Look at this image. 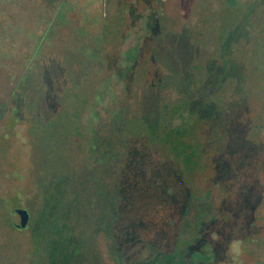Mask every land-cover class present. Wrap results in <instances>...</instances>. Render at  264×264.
<instances>
[{
  "label": "rangeland",
  "instance_id": "374dc122",
  "mask_svg": "<svg viewBox=\"0 0 264 264\" xmlns=\"http://www.w3.org/2000/svg\"><path fill=\"white\" fill-rule=\"evenodd\" d=\"M130 1L71 0L48 29L36 3L0 0V264H115L118 232L126 236L123 263L137 257L131 264H156L143 220L162 192L175 199L170 217L180 216L177 171L195 149L204 177L220 156L232 155L236 166L223 164L220 172L239 173L236 185L237 164L252 154L254 171L241 178L250 184L253 214L264 221V131L241 133L264 123V4L246 14L210 7L197 25L200 38L193 29L199 13L189 9V18L176 20V0L157 7ZM224 90L236 103L248 93L247 115H238L227 139ZM183 105L187 125L180 129L181 114L173 112ZM124 186L135 194L117 206ZM209 193L203 202L215 206L218 187ZM16 210L30 215L25 229L13 225ZM138 233L145 243L131 236ZM239 253L233 247L236 263Z\"/></svg>",
  "mask_w": 264,
  "mask_h": 264
},
{
  "label": "trees",
  "instance_id": "16d2710c",
  "mask_svg": "<svg viewBox=\"0 0 264 264\" xmlns=\"http://www.w3.org/2000/svg\"><path fill=\"white\" fill-rule=\"evenodd\" d=\"M19 1L20 0H11V3L17 5ZM106 1L107 0H105V2ZM168 1L169 0H163V2ZM186 1L188 0H176V2L179 3V9L182 10V14L179 15L176 20H181L183 17L189 18V13L187 12L189 9H192L194 17H197L195 11L198 12L199 20L194 24L193 29H196L197 32H194V35H198L200 38L203 34L198 29L199 27L197 25L205 23V19H201V17H207L210 7L214 9H217L218 7L219 9V6H221L222 8L232 10H238L236 8L241 7L242 12L246 14L247 12L254 13L251 8L254 3L258 4V6L264 4V0H205V6H208L209 8H204L203 6H197L199 0H193L194 4L192 8V6L186 4ZM70 2L71 0H23L22 4L32 5L33 3H36V8L40 11L36 13V16L39 17L38 21L41 23L40 26L42 25L44 28L50 29L54 20L62 15V13L66 10V4ZM140 2L144 5V7L148 4L146 0H140ZM156 2H158V0H151L150 3L157 7L155 4ZM129 3H131L130 0ZM98 9L100 10L101 6L98 5ZM145 9L146 8H144L142 12V16L144 17H146V13H144ZM75 11L76 10L73 9L69 11L67 13L68 16L72 15V12ZM98 18H102L101 11L99 12ZM104 20L106 22V19ZM153 25L154 20L152 23H148V25L144 27L146 34L143 36V40L150 38L149 36ZM146 66L147 70L155 68L152 67L150 69L148 64ZM222 93L223 92H221V95ZM224 93L225 104L223 109L226 116L225 122H223L224 126L221 130V135L223 138L227 139V137L232 133L231 127L238 118V115L242 118H245L247 115L244 113L248 112L246 111L247 107L245 104V100L248 98V93L246 91L243 92L244 94L246 93L244 95L246 99L244 102L242 101V103H236L233 101L235 99H233L232 91L230 93L225 91ZM10 97L7 94V100L13 102L15 96H13V99ZM3 109H5V105L0 107V115L5 113ZM174 113H180L181 119H183V116L186 113V107L183 105L179 108V110L173 112V114ZM171 123L172 122L170 120L166 127L169 129L168 134L171 132L170 130L174 133V127H171ZM199 124L201 123L199 122ZM185 125H187V123L184 122L183 119L178 127L182 129ZM254 129L264 131V123L251 122L247 125L245 131L241 130V133H250L253 132ZM166 144L169 145V143ZM199 152L200 151L198 149H195L193 153L184 157L181 163H184L185 169H179L177 171L178 192L174 193V195L177 199L176 205L178 206V209L181 208L180 211L178 210L180 216H176V214H174L170 217V213L168 212L171 210L168 209H170V205H174L175 199H172V195H168V192H162L160 201L158 200L156 203L157 205L154 207H152V205L149 210L150 217L147 220H143L146 225V234L143 233L145 234V242L154 244L153 246H157V248H153L152 245L149 244L152 247L148 248L149 254L155 251V249L158 251H155L157 256L155 260L156 264H233L236 263V259H234L232 255L233 247H239L240 253L236 264H264V221H260V218L255 217L253 214V201L251 198L252 191H250V184L246 180L243 183L244 179L241 178L243 175H245L246 178L250 177V174L254 171V160L252 161L253 158H249L252 154H249L248 158L246 157L244 160L241 159L239 163L237 161V165H239L237 172L242 171L240 176L242 183L236 185L235 180H238L237 175L239 173L229 175V168L227 169V172L224 170L226 172L225 175L220 172L223 169L221 168L223 164H229L232 170L233 167L236 166L235 162L231 159L232 155H230L228 159L220 156V162H217L214 166L211 165L213 167L211 169L212 173L210 176L204 177L198 173ZM239 154L244 155V152L241 151ZM186 167L189 169L188 173ZM198 177L199 179L196 180ZM212 186H217L220 192V200L215 204V206H211L203 202V195L208 198L210 196L209 192ZM124 187L122 188V191H120V189L118 190V199L120 200L122 198V200L117 204V206H120V203L123 204V197L126 195L129 196L128 198H131L132 195L134 196L135 194L130 187ZM124 190L127 191L125 192ZM168 190L169 193H171L170 187L167 188V191ZM238 198L241 203L237 202ZM240 204L241 210L238 211L236 208L240 206ZM182 206L187 209L186 213L182 212ZM235 209L237 212L234 211ZM138 224V221L132 222V225H136V229L140 228ZM136 229H134V231ZM135 232L137 233V230ZM214 235L216 237L215 239L213 238ZM114 236L120 250L122 251H118L120 253L114 256L115 264H125L126 262L123 263L122 260L123 258H126V254L123 250V245L126 243L123 244L122 242H125L126 236L124 234H120L119 232ZM131 236L135 239L136 236H138L137 240H140L141 242L143 241V236L139 233L134 235L132 234ZM234 244L235 246H233ZM136 258L137 257L132 258L131 261H128V264H131V262Z\"/></svg>",
  "mask_w": 264,
  "mask_h": 264
},
{
  "label": "water",
  "instance_id": "95a60500",
  "mask_svg": "<svg viewBox=\"0 0 264 264\" xmlns=\"http://www.w3.org/2000/svg\"><path fill=\"white\" fill-rule=\"evenodd\" d=\"M14 214L17 213L19 216V221L18 223H14L13 225L15 226L16 229H25L28 224H29V220H30V215L28 213L27 210H16L13 212Z\"/></svg>",
  "mask_w": 264,
  "mask_h": 264
},
{
  "label": "crops",
  "instance_id": "0c3cea01",
  "mask_svg": "<svg viewBox=\"0 0 264 264\" xmlns=\"http://www.w3.org/2000/svg\"><path fill=\"white\" fill-rule=\"evenodd\" d=\"M77 5H78V4H77ZM77 5H76V6H77ZM76 11H77V10H76ZM76 11H75V12H76ZM96 11H98V13L100 12V10H99V9H97V7H96ZM92 12H93V10H92ZM50 27H51V26H50Z\"/></svg>",
  "mask_w": 264,
  "mask_h": 264
},
{
  "label": "clouds",
  "instance_id": "9594fccd",
  "mask_svg": "<svg viewBox=\"0 0 264 264\" xmlns=\"http://www.w3.org/2000/svg\"><path fill=\"white\" fill-rule=\"evenodd\" d=\"M213 238H214V239L216 238L215 235L213 236ZM233 246H235V244H234Z\"/></svg>",
  "mask_w": 264,
  "mask_h": 264
}]
</instances>
